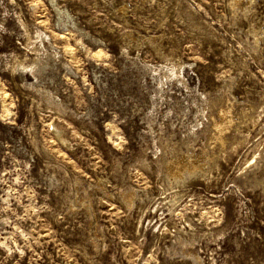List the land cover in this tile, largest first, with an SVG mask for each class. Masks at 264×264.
<instances>
[{
	"label": "rangeland",
	"instance_id": "rangeland-1",
	"mask_svg": "<svg viewBox=\"0 0 264 264\" xmlns=\"http://www.w3.org/2000/svg\"><path fill=\"white\" fill-rule=\"evenodd\" d=\"M0 264H264V0H0Z\"/></svg>",
	"mask_w": 264,
	"mask_h": 264
},
{
	"label": "bare ground",
	"instance_id": "bare-ground-1",
	"mask_svg": "<svg viewBox=\"0 0 264 264\" xmlns=\"http://www.w3.org/2000/svg\"><path fill=\"white\" fill-rule=\"evenodd\" d=\"M56 9L58 10V13L60 14V16H64V8H62V7H60V6H58V5H56ZM62 18V17H61ZM222 129H223V127H221ZM176 172V171H175Z\"/></svg>",
	"mask_w": 264,
	"mask_h": 264
}]
</instances>
